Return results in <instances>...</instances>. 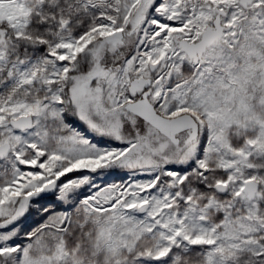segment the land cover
I'll return each instance as SVG.
<instances>
[{"label":"snow or ice","instance_id":"snow-or-ice-1","mask_svg":"<svg viewBox=\"0 0 264 264\" xmlns=\"http://www.w3.org/2000/svg\"><path fill=\"white\" fill-rule=\"evenodd\" d=\"M0 264H264V0H0Z\"/></svg>","mask_w":264,"mask_h":264}]
</instances>
